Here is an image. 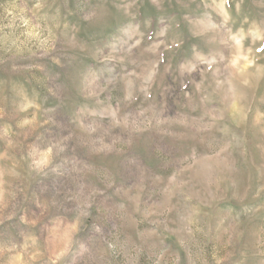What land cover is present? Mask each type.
<instances>
[{"label":"rangeland","instance_id":"rangeland-1","mask_svg":"<svg viewBox=\"0 0 264 264\" xmlns=\"http://www.w3.org/2000/svg\"><path fill=\"white\" fill-rule=\"evenodd\" d=\"M0 264H264V0H0Z\"/></svg>","mask_w":264,"mask_h":264}]
</instances>
